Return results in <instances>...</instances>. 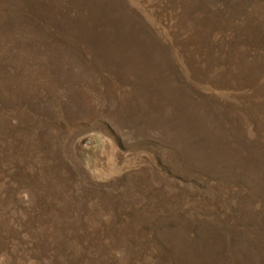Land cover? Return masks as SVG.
Returning a JSON list of instances; mask_svg holds the SVG:
<instances>
[{
  "label": "rangeland",
  "instance_id": "1",
  "mask_svg": "<svg viewBox=\"0 0 264 264\" xmlns=\"http://www.w3.org/2000/svg\"><path fill=\"white\" fill-rule=\"evenodd\" d=\"M0 264H264V0H0Z\"/></svg>",
  "mask_w": 264,
  "mask_h": 264
}]
</instances>
